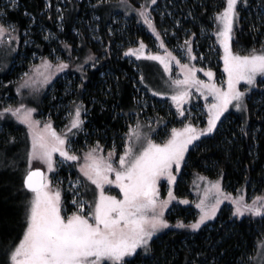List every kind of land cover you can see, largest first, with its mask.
Here are the masks:
<instances>
[{"label":"trees","instance_id":"obj_1","mask_svg":"<svg viewBox=\"0 0 264 264\" xmlns=\"http://www.w3.org/2000/svg\"><path fill=\"white\" fill-rule=\"evenodd\" d=\"M2 1L0 0L1 6ZM110 1L114 0L99 3L94 1L91 9L98 18L96 25L99 42L92 40L87 27L79 22L85 7L84 0L74 1L68 10L63 12L60 30L56 24L58 14L54 0H50L49 9L45 0H16L15 7L10 4L2 6L6 13L5 21L16 26L20 38L10 70L5 75H0V78L10 82L26 70L30 57H22L23 52L29 55L33 52L43 56L50 55L54 42L49 45L43 40L38 32V25H44L65 39L72 56L73 52L77 56L81 54L83 48L84 52L91 50L95 54L96 66L86 68L82 77L77 73L81 78L80 86L74 84L71 88L88 111L87 121L83 126L90 131L100 132L101 137L110 134L116 140L118 134L124 132L131 120L137 116L135 84H140L135 65L128 61V56L123 54L122 49L141 42L149 47L158 40L156 33L164 39L170 31L180 37L188 30L185 34L193 38L199 48L198 54L203 53L204 59L210 63L212 55L206 51L207 40L201 37V30L211 28V20L224 8L225 0H155L153 5L152 0H149L148 14L156 33L149 26L139 24L133 16H125L124 27L114 23L113 13L106 14L100 10L102 4ZM128 1L138 6L136 0ZM144 1L142 0L141 4ZM249 3L248 1L246 5L238 6L240 16L232 47L240 54L264 46V18L258 15L255 4ZM24 32L27 33L23 34ZM27 38H31L32 42L23 45ZM78 41L80 45L74 50ZM166 43L173 44L174 38L171 37ZM62 53L66 54L64 51ZM212 68L218 70L217 66ZM53 86L52 92L59 96L63 87L59 79ZM3 91L4 88L0 93ZM245 101L247 111L223 115L212 133L201 136L188 148L174 188L176 198L192 197L190 184L194 173L209 178L220 177L226 191H234L244 186L247 193L264 194V77L247 93ZM55 105L56 99L51 98L50 94H45L40 110L49 112L50 117L58 119V114H54ZM3 126H6V129H0V146L6 142L8 135L14 137V140L20 135L19 130L9 125ZM95 139L100 138L95 136ZM77 140H80V135ZM103 141L107 144V139L103 138ZM16 182L18 188L19 182ZM173 209L167 215L170 222L175 221V217L183 222L195 217L190 207L178 206ZM24 211L22 203L16 209V218L7 230L8 235H18V229L24 223ZM263 236L264 217L237 218L231 208L222 206L216 217L196 232L191 233L184 228L169 229L151 240L148 253H137L127 261L128 264H242V261L243 264H252L256 242ZM13 240L10 238L5 242V246L8 248Z\"/></svg>","mask_w":264,"mask_h":264},{"label":"snow or ice","instance_id":"obj_2","mask_svg":"<svg viewBox=\"0 0 264 264\" xmlns=\"http://www.w3.org/2000/svg\"><path fill=\"white\" fill-rule=\"evenodd\" d=\"M100 0H98V3ZM240 0H225L224 8L215 14L218 31L215 33L223 47L224 72L227 74L226 87L218 86L212 79L214 73L206 72L209 80H200L196 76V69L187 64H181L180 60L167 52L166 56L149 55L148 59L159 60L164 65L166 72H170V64L167 58L175 60L181 67L184 78L172 81V85L178 87V91L171 96V100L177 108L180 116H184L182 105L191 92L188 89L195 87L207 97H212L213 102L205 104L208 113L207 126L197 128L188 122L182 128L171 130V136L164 143H156L148 139L141 130L139 121L129 126L126 134L128 140L124 151L119 155L118 166H114L113 156L115 149L109 151L107 158L97 153L102 148L97 143L85 154V164L80 171L88 181L98 189V195L94 201V208L85 213L84 203L73 200L78 204L76 211L65 218L62 215V197L60 189L51 190V183L40 168L32 167L33 161H41L47 165L49 171L54 169V153L68 161H77L79 157L67 150L68 136L59 134L46 123L43 129H39V121L32 118L33 108H25L21 104L17 108L7 107L0 111V118L5 113H11L16 119L27 126L28 135L31 139V148L27 153L28 168L23 176V187L31 192V198L26 202V212L22 236L17 242H10L7 251L6 264H128L126 258L134 257L138 249L145 253L150 251V241L153 236L162 229L168 228L169 221L164 217V210L175 197L171 187L168 191V199L161 200L158 183L162 177H167L169 185L175 183L176 176L173 169L179 172L181 164L185 159V153L189 145L217 128V123L230 106L237 110L247 111L245 94L250 87L257 83V77H264V46L257 52L251 50L249 55H240L232 50V39L234 23L239 19L238 4ZM247 4V0H244ZM155 3V0H152ZM11 5L16 6V0H11ZM138 15L144 19L149 28L156 33V28L149 19L147 8L141 6L136 10ZM0 13L6 14L0 8ZM17 31L14 24L5 26L0 23V45L6 43L4 37L9 36L7 43H11V33ZM159 39V33H156ZM161 42V47H163ZM146 46L140 43L139 49L129 48L126 55H143ZM182 48L187 49L189 59L192 56L191 41L186 40ZM137 55V58H140ZM91 59V57H89ZM55 71L59 72L68 67V64L60 62L56 64ZM51 61L44 58L40 65H35L33 75L24 73L27 77L17 89L33 86L39 81L46 84L55 74L51 71ZM144 77H141L143 82ZM241 81L249 85L241 91ZM155 95H164L156 92ZM83 124L81 119V108L77 106L71 114L67 133L73 129H80ZM243 131V129H242ZM247 134V133H245ZM14 137L11 141L14 142ZM146 140V143L144 141ZM143 144L139 152L136 145ZM3 162H0L2 165ZM6 167H16V161H9ZM115 174V179L110 174ZM201 179H204L201 177ZM115 184L122 198L108 195L105 192L106 185ZM211 188L216 190L215 202L206 205L205 198L196 205L200 209L199 218L191 223L185 224L178 221L176 227L200 229L201 225L216 216L217 209L222 202L219 181L211 183ZM223 199H231L234 206L233 215L236 217L244 214L264 217V196L254 197L251 203L245 201L243 196L232 197L224 193ZM188 203L187 200L181 201ZM91 207V206H90ZM14 244V246H12ZM257 253L261 264H264V239L257 241ZM251 259L255 260L256 257ZM243 264V261H242Z\"/></svg>","mask_w":264,"mask_h":264},{"label":"rangeland","instance_id":"obj_3","mask_svg":"<svg viewBox=\"0 0 264 264\" xmlns=\"http://www.w3.org/2000/svg\"><path fill=\"white\" fill-rule=\"evenodd\" d=\"M55 11L58 14L56 18V24L58 26V30L62 28V15L63 12L68 10L69 6L75 2H81L83 0H54ZM98 0H84V10L82 15L79 17V22L83 23L87 27V32L89 37L95 42H99L98 34H97V21L98 18L95 14L92 13L91 9L93 6V2ZM104 1V0H100ZM166 1V0H163ZM250 2V5H254V8L258 11V15L264 18V0H247ZM258 1V2H257ZM137 5H133L128 0H114L102 4L101 11L106 14L113 13V22L118 24L121 27L125 26L126 17L133 16L139 24L144 27H148V24L144 22V19L140 17L137 13V9H140L141 6L147 8V12L149 11V0H145L143 4H141L142 0H136ZM253 3V4H251ZM2 6L6 4L11 5V0H3ZM45 4L47 9H49L51 3L50 0H45ZM141 4V5H140ZM153 5V3H151ZM246 5L244 0H240L238 6ZM0 5V8H2ZM225 6V5H224ZM87 8V9H86ZM168 15H170L169 11H167ZM87 16V17H86ZM171 17V15H170ZM150 19V18H149ZM211 28H202L201 37L206 38L207 40V49L206 51L212 55V60L209 63L204 58L203 53H199V48L196 46L193 38L190 35H186L185 33L188 30L184 31V34L180 37H176L173 32H169L167 37L159 39L154 42L151 46L145 47L143 49V55H140L138 52L137 55H140V58H137V55H126L125 53L129 48L139 49L140 44H130L127 45V48H123L122 52L124 55L128 56V61L132 62L135 65V70L138 72L139 83L135 84L136 96L135 103L138 107L137 116L135 119L131 120V124L129 126H135L137 121H139L141 125V130L143 134L148 138L153 140L156 143H164L170 136L171 130L173 128L180 129L186 123L191 122L195 127L204 128L207 126L208 113L205 104L212 103V99L200 98L197 94L193 93L195 87L188 89L191 92L190 97H193L189 100L190 97L187 98L185 103L182 105L184 109V116H180L177 112V108L173 101L171 100V96L174 95L179 89L177 86L172 85V81L177 79H183L184 74L181 70V67L172 60L171 58H167L170 64V72H166L164 69V65L160 63L159 60H151L148 59L149 55H160L166 56L167 52H171L173 56L178 58L181 64H187L189 67H194L196 69H203V71H197L196 76L205 82L209 80L206 72L211 70L214 73L213 80L218 86L226 87L227 74L224 72V62L223 55L224 50L222 45L220 44L216 32L218 31L217 22L215 21V17L211 20ZM0 23H4L5 26H9L12 23L5 21L4 14L0 13ZM238 20L234 23L233 29V38L234 31L236 29ZM37 26V23H35ZM149 29V28H147ZM38 32L40 36L47 42V44L51 45L50 55L43 56L39 53L33 52L32 54L22 53V57H30V63L26 70L21 73V75L10 82L4 81L0 78V91H4L0 93V111L7 107L17 108L21 104L25 106V108H33L35 112L32 113V118L36 121H39V129H43L46 123H51L52 127L56 130L57 133L68 136V144L67 150L75 154L79 157L77 161H68L65 160L60 154L54 153L53 159L55 161L54 169L49 171L47 165L42 163L41 161H33L32 167L42 168L44 170L45 176L48 181L51 183V190L55 191L56 189H60L61 197H62V215L67 218L72 212L76 211L78 204H73V200H77V202H83L85 205V213L94 208V201L98 195V189L96 186L88 181L86 177L83 176L80 171V167L85 164V154L89 151L90 148H93L99 143L102 148V152L97 153V155H102L107 158L109 151L115 149V155L113 156L114 166H118L119 155L123 153L125 144L128 140L127 133L129 131V126H127L126 130L121 134H118V139H114V137L110 136V134H106V137H101L100 132H96L95 130L90 131L85 126H83L84 122L87 121L86 114L88 111L84 108L82 102L77 99L75 90L71 88L74 84L80 86L81 78L78 77V74H81L85 71L86 68H94L96 66L95 63V54L92 53L91 50L87 49L84 52V48L82 53L75 54L73 52V56L71 54V49L68 46L69 44L65 39L60 38L57 34L53 33L49 28L44 25H38ZM76 32V31H75ZM24 32L23 34H26ZM14 37L11 43H7L9 40V36H5L4 39L6 41L5 44L0 45V75H5L10 70L12 60L17 53L19 46V38L20 34L18 30L14 33L10 34ZM78 35V32H76ZM174 38V43L168 45L166 42L170 41V38ZM186 40L191 41L192 46V56L195 57L194 60L189 59L187 49L182 48ZM31 38H27L23 45H29ZM161 42H163V47H161ZM233 42V39H232ZM80 45V41H78V45L74 50L78 49ZM121 46V45H120ZM233 52L240 54L235 51L232 47ZM261 50L258 49L257 52ZM62 51L66 54L63 55ZM251 51L247 53H241L240 55H249ZM91 57V59H89ZM47 58L51 61L53 68L52 72L55 74L52 76L51 80L46 84H40L39 81L33 86L27 88H20L18 92L17 89L23 83L27 77H25L24 73H29V75H33V68L35 65H40L42 60ZM64 62L68 64V67L63 69L62 71L56 72L55 65ZM212 64V65H211ZM212 66H217L218 70L212 68ZM144 77L143 82L141 81V77ZM263 77L258 76L257 81ZM59 79L62 84L61 94L59 96L54 95L52 91H54L55 82ZM257 84V83H256ZM249 86L245 82L241 81L239 87L241 91H244L246 88L250 87V91L256 87ZM7 88V89H6ZM248 91V92H250ZM156 92L164 93V95H155ZM245 94V100L246 95ZM45 94H50V97L56 99V105L53 107L54 114H58V119H54L50 117L49 112L45 113L40 110V105L42 103V99ZM67 97V98H66ZM66 98V99H65ZM193 99L196 101L193 103ZM192 100V101H191ZM246 104V101H244ZM79 106L81 108V119L83 120V124L80 129H73L72 133H67L66 129L70 123L71 114L74 113L75 108ZM148 107H150V111H148ZM161 110V112H160ZM238 113L241 114L244 111L237 110L235 106H230L228 110L223 114L226 115L228 113ZM162 120V121H161ZM3 125H9L13 129L19 130V138L17 140L11 141L12 136H7L6 142L0 146V162H3L0 165V264H6L7 261V251L8 248L5 246V242H7L10 238H13V242L19 241V238L22 236L24 223L18 229L20 230L18 235H8L7 230L10 228L12 222L15 221V212L16 209L23 203L24 204V220H25V212H26V202L31 198V192L25 190L22 186L23 184V176L28 168L27 163V153L31 148V139L28 135V128L25 124L20 123L16 117H14L11 113H5L3 118H0V129L5 131V127ZM14 135V134H13ZM78 135H80V140H77ZM14 136H17L16 134ZM94 136V137H93ZM96 138H100L95 139ZM107 139V144H104ZM121 142L119 143V141ZM93 141V142H92ZM99 141V142H98ZM195 142V141H194ZM193 142V143H194ZM146 143V140L144 141ZM193 145V144H192ZM191 145H189L190 147ZM143 144L136 145V151L139 152ZM15 160L16 167H6L3 165H7L9 161ZM183 164V162H182ZM181 164V167H182ZM181 171V169H180ZM179 172H176L173 169V174L176 176L175 183L169 185L167 177H162L158 183V187L160 190L161 200L168 199V191L171 187L173 196L174 188L176 185V181L179 176ZM203 177L204 179H201ZM111 179H115V174H110ZM15 181V182H14ZM18 181V188H16V184ZM219 181L220 187L222 189L221 192V200L216 215L222 206H227L231 208L232 213L234 206L232 204L231 199H223V194H231L232 197L243 196L245 201L251 203L252 199L257 196H264V194H252L247 193L244 186L235 189L234 191H226L222 186V181L220 177L218 178H209L203 174L194 173L192 175L190 190L192 193L191 198H176L171 201L168 207L164 210V217L168 220L167 215L169 212L174 210L178 206L190 207L195 214V217L183 222L185 224H191L195 222L200 216V209L196 207L198 203H200L202 198H205V193H208L207 198L205 199L206 205L210 206L215 202L216 190L211 188V183ZM105 192L108 195H114L118 198H122L119 188L113 185H106ZM187 200L188 203H182L181 201ZM91 206V207H90ZM252 217L257 218L260 216H252L251 214H244L243 216L237 217ZM216 217V216H215ZM215 217L211 220L206 221L205 225L208 222H211ZM236 217V216H235ZM169 221V220H168ZM178 221L177 217H175V221H169V227L160 230L157 232L152 239L159 236L161 233L169 230V229H181L176 227ZM200 227V228H201ZM188 232H196L197 230H192L191 228H184ZM264 239V236L258 240ZM257 240V241H258ZM151 243V241H150ZM14 246V244L12 245ZM7 248V249H6ZM137 253L145 254L143 249H138ZM253 257H256L255 260L252 259V264H261L260 258L257 253V242L255 245V253ZM132 257L126 258L129 259Z\"/></svg>","mask_w":264,"mask_h":264},{"label":"crops","instance_id":"obj_4","mask_svg":"<svg viewBox=\"0 0 264 264\" xmlns=\"http://www.w3.org/2000/svg\"><path fill=\"white\" fill-rule=\"evenodd\" d=\"M193 93L197 94L198 97H200V98H202V97L205 98V96H204L203 94H201L200 92H197L196 89L194 90ZM192 98H193V97H190L189 100L192 99ZM207 99H212V97L209 96V97H207ZM191 101H192V100H191ZM193 101H194L193 103L196 102L194 99H193Z\"/></svg>","mask_w":264,"mask_h":264},{"label":"water","instance_id":"obj_5","mask_svg":"<svg viewBox=\"0 0 264 264\" xmlns=\"http://www.w3.org/2000/svg\"><path fill=\"white\" fill-rule=\"evenodd\" d=\"M38 168H39V167H38ZM40 169H41L42 172H44V170H43L42 168H40ZM25 190H27V189H25ZM27 191H28V190H27ZM29 192H30V191H29Z\"/></svg>","mask_w":264,"mask_h":264}]
</instances>
